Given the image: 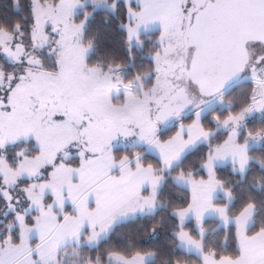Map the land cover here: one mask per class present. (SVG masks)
Listing matches in <instances>:
<instances>
[{
  "label": "snow or ice",
  "instance_id": "1",
  "mask_svg": "<svg viewBox=\"0 0 264 264\" xmlns=\"http://www.w3.org/2000/svg\"><path fill=\"white\" fill-rule=\"evenodd\" d=\"M261 201L264 0L0 3V264H264Z\"/></svg>",
  "mask_w": 264,
  "mask_h": 264
},
{
  "label": "trees",
  "instance_id": "2",
  "mask_svg": "<svg viewBox=\"0 0 264 264\" xmlns=\"http://www.w3.org/2000/svg\"><path fill=\"white\" fill-rule=\"evenodd\" d=\"M4 0H0L3 3ZM104 9H97L93 12L92 18L89 21L88 34L95 38L96 46L91 52L93 59H99L107 61L108 59H118L121 61H128L127 52L121 42L120 30L117 28V20L110 12L105 17ZM136 51V57L134 61H128V67L125 70L126 74H131L133 71V64L137 68L141 67L143 56L141 50ZM259 193L257 196L259 197ZM257 220H264V201L258 205ZM146 223V222H145ZM141 225L138 221L119 222L114 229L115 233H125L130 229L139 231ZM209 235L210 237H218V232L211 231L215 227V221L209 220ZM171 237L167 233L158 234L156 236L157 256L154 262L150 264H171V253L173 251V245L170 243ZM74 246L69 243L64 248V261L65 264H71V261L76 257L73 251ZM191 254L187 255V259L191 264Z\"/></svg>",
  "mask_w": 264,
  "mask_h": 264
},
{
  "label": "rangeland",
  "instance_id": "3",
  "mask_svg": "<svg viewBox=\"0 0 264 264\" xmlns=\"http://www.w3.org/2000/svg\"><path fill=\"white\" fill-rule=\"evenodd\" d=\"M99 9H101V8H99ZM126 69H127V68H126ZM126 69H125V70H126Z\"/></svg>",
  "mask_w": 264,
  "mask_h": 264
}]
</instances>
